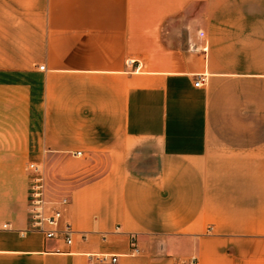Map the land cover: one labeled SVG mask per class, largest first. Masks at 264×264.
<instances>
[{"label": "crops", "instance_id": "crops-1", "mask_svg": "<svg viewBox=\"0 0 264 264\" xmlns=\"http://www.w3.org/2000/svg\"><path fill=\"white\" fill-rule=\"evenodd\" d=\"M29 160L70 243L27 229ZM193 258L264 264V0H0V264Z\"/></svg>", "mask_w": 264, "mask_h": 264}, {"label": "built area", "instance_id": "built-area-1", "mask_svg": "<svg viewBox=\"0 0 264 264\" xmlns=\"http://www.w3.org/2000/svg\"><path fill=\"white\" fill-rule=\"evenodd\" d=\"M44 65L41 64L40 68ZM204 80L203 75H198L194 84L199 85ZM75 156L82 154L81 150H75L71 152ZM26 170L29 175V191H28V227L27 229H37L44 233L45 237H60L62 236L67 243L72 240L73 229L68 221H65L61 226L60 218L63 210L66 208L70 201V191L65 185H61L55 181L52 188L50 182L55 179H51L48 176L46 166L41 161L29 160L26 163ZM82 237H85V233H82ZM129 253L137 254L139 252V246L137 242V235L134 232L129 233ZM90 257L95 256L99 260H109L112 263L116 262L118 258L117 253H90ZM188 264H199L198 261L193 258Z\"/></svg>", "mask_w": 264, "mask_h": 264}, {"label": "rangeland", "instance_id": "rangeland-1", "mask_svg": "<svg viewBox=\"0 0 264 264\" xmlns=\"http://www.w3.org/2000/svg\"><path fill=\"white\" fill-rule=\"evenodd\" d=\"M46 168H47V167H46ZM47 171H48V176H49L51 179H53V178H54V175L51 174L52 169L47 168ZM53 181H55V179L52 180V182H50V184H51V187H49V190H50V191H53V188H52V187L55 185V184L53 183Z\"/></svg>", "mask_w": 264, "mask_h": 264}]
</instances>
